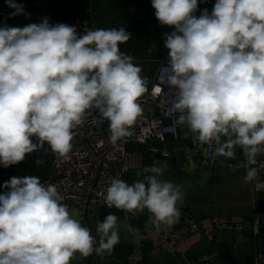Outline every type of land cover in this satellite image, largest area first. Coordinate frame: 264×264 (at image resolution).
Listing matches in <instances>:
<instances>
[{
    "label": "clouds",
    "instance_id": "clouds-1",
    "mask_svg": "<svg viewBox=\"0 0 264 264\" xmlns=\"http://www.w3.org/2000/svg\"><path fill=\"white\" fill-rule=\"evenodd\" d=\"M6 3L15 9L10 16L25 14L23 5ZM151 4L159 23L174 29L164 34L169 52L163 71L174 92L176 124L195 141L215 145L216 156L235 159L240 148L243 182L251 183L259 174L254 166L264 168L257 159L264 155V0H216L211 13L205 8L199 17L198 0ZM131 36L124 27L78 34L75 26L50 23L47 16L24 27H0V165H18L45 143L67 160L74 129L93 109L109 122L112 144L131 137L143 116L140 98L149 90L142 68L120 50ZM167 167L155 162L132 184L113 178L107 206L133 215L147 210L158 230L171 227L185 194L162 179ZM3 188L0 264H70L76 253L111 256L120 243L115 214L98 222L94 236L69 213L56 185L13 176Z\"/></svg>",
    "mask_w": 264,
    "mask_h": 264
},
{
    "label": "crops",
    "instance_id": "crops-1",
    "mask_svg": "<svg viewBox=\"0 0 264 264\" xmlns=\"http://www.w3.org/2000/svg\"><path fill=\"white\" fill-rule=\"evenodd\" d=\"M27 11L24 27L30 23H39L47 16L50 23L56 18H72L77 15H85L97 28L124 27L132 33L131 39L120 45V50L132 56L134 64L142 68L141 76L148 78V86L156 77L159 66L168 63V55L162 52L164 48V34L171 33L174 29L163 26L156 18L157 27L149 30L137 20V12L141 10H154L151 0H19ZM216 0H198L200 10L205 8L212 11ZM155 11V10H154ZM169 146L175 148L173 157L165 160L158 155L149 152L146 147L131 141L126 149L139 154L141 167L131 170L124 175V180L132 184L143 179L145 167L152 166L155 162L167 163V170L162 179L175 185L183 178H188L192 186L199 185L202 176H207L206 183L195 191L187 202V208L197 220L200 221V229L194 233L185 235L180 229L178 221L169 227L176 230L179 235L177 242H166L157 245L152 240V224L148 225L142 235L133 234L130 242L118 243L109 256L106 252L105 264H124L126 258L137 247L144 255L142 264H159L160 250L168 253L181 254L182 264H200L199 258L206 252L217 251L218 255L212 264H264L257 259V248L254 236L250 232L236 230H218L212 225L213 217L225 216L233 221L242 222L251 227L257 212L264 211V176H258L256 180L245 184L246 172L239 171L236 174L228 172L229 160L220 157L218 160H208L204 154L205 144L194 140L192 134L189 144L200 148L198 156H188L180 148V143L174 139L168 140ZM241 149L236 148V157L241 154ZM235 157V158H236ZM258 160H264V155L258 156ZM140 173V175H137ZM55 175L49 160L41 164L30 158L18 164L4 168L0 165V189L5 182L13 176H36L40 180L51 178ZM69 213L78 219L77 208L72 207ZM128 216L130 213L118 210L115 207H100L88 213V227L90 222L97 225L103 222L108 214ZM181 216V215H180ZM81 223V222H80ZM212 237V238H210ZM157 248V254L153 249Z\"/></svg>",
    "mask_w": 264,
    "mask_h": 264
},
{
    "label": "built area",
    "instance_id": "built-area-1",
    "mask_svg": "<svg viewBox=\"0 0 264 264\" xmlns=\"http://www.w3.org/2000/svg\"><path fill=\"white\" fill-rule=\"evenodd\" d=\"M14 3L22 5L19 0ZM24 8V7H23ZM15 9L10 8L6 0H0V27L7 24L10 27H20L25 24L27 11L21 15L10 16ZM202 10L197 9L194 13L197 17ZM211 11H209V14ZM137 20L149 30L157 27L155 11L141 10L137 12ZM52 23H65L75 26L78 34L84 30L95 29L91 20L85 15H77L72 18H56ZM162 52L168 55L169 50L165 47ZM168 63L163 62L158 70L155 79L148 86V92L140 98L143 108V116L134 125L133 135L118 141L115 145L109 140L108 121H102L98 110L93 109L86 114L84 123L74 129L75 136L72 141L73 148L69 153V158L58 157L52 153L47 143L44 148L28 154L35 161L40 163L49 160L55 175L51 178L41 179L42 183L57 186L59 193L63 196L68 210L77 208L78 220H86L88 213L100 207H108L104 196L106 189L110 186L113 178L124 180V175L134 169L141 167V157L139 154L130 152L126 146L131 141L143 144L146 149L154 155H158L165 160L173 157L175 148L169 146L168 140L174 139L180 143L181 150L188 156H198L201 150L189 144L192 133L185 126L176 124L178 113L170 111L174 102V92L166 84L168 73L164 72ZM163 77V80H162ZM159 88L160 91H155ZM33 142H37L34 138ZM215 145L205 144L204 154L208 160H218L220 156L214 153ZM264 161V160H258ZM246 159L241 154L227 163L228 172L236 174L239 171H247ZM258 176H264V168H259ZM4 188L0 189L3 194ZM212 225L218 230H236L250 232L254 236L257 259L264 262V211L257 212L251 227L242 222H236L225 216L213 217ZM179 226L183 234L188 235L200 229V221L189 211L184 210L180 216ZM154 243L162 245L166 242H177L179 235L176 230H169V227L161 226L158 230L153 224L151 226ZM212 238V237H210ZM153 254H157V248L153 249ZM218 255L217 251L206 252L199 258L200 264H212ZM144 255L139 248H135L126 258L124 264H142Z\"/></svg>",
    "mask_w": 264,
    "mask_h": 264
},
{
    "label": "water",
    "instance_id": "water-1",
    "mask_svg": "<svg viewBox=\"0 0 264 264\" xmlns=\"http://www.w3.org/2000/svg\"><path fill=\"white\" fill-rule=\"evenodd\" d=\"M35 137L32 139L34 140ZM207 181V176L203 175L202 180L199 185L192 186L189 182L188 178H183L178 182L177 185L181 187V189L184 192V199L181 204L178 205V207L181 208H187V202L190 198V196L195 192L198 191ZM151 214L145 210L144 213H138L136 215H133L130 213L128 216H119L118 217V224H119V234H120V241L122 242H130L132 239L133 234L142 235L147 228L148 225L152 224L148 217ZM88 222V216L86 220L81 222L82 226H84ZM97 226V225H96ZM95 225L88 223V228L92 232L94 236H96L95 233ZM99 238L97 237V245H98ZM159 264H182L181 254L179 253H168L166 251L160 250L159 253ZM70 264H105V255L97 256L95 253L93 255L82 258L80 257L79 253H76V258L73 259V261L70 262Z\"/></svg>",
    "mask_w": 264,
    "mask_h": 264
}]
</instances>
